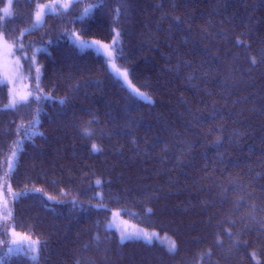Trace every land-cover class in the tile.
I'll return each instance as SVG.
<instances>
[{
    "label": "trees",
    "instance_id": "trees-1",
    "mask_svg": "<svg viewBox=\"0 0 264 264\" xmlns=\"http://www.w3.org/2000/svg\"><path fill=\"white\" fill-rule=\"evenodd\" d=\"M66 2L0 14L41 67L15 109L0 79V262L264 264V0ZM113 212L176 250L122 242Z\"/></svg>",
    "mask_w": 264,
    "mask_h": 264
},
{
    "label": "rangeland",
    "instance_id": "rangeland-1",
    "mask_svg": "<svg viewBox=\"0 0 264 264\" xmlns=\"http://www.w3.org/2000/svg\"><path fill=\"white\" fill-rule=\"evenodd\" d=\"M7 5V2H6ZM5 5V6H6ZM3 18L6 16L2 15ZM6 41V45H5ZM32 63L29 65L27 64V55L26 54H17L14 51L13 46L11 43H9L3 35H0V79L1 82L4 84H7L10 89V95H9V102L7 104V107L10 109H15L16 106L26 102L22 101L20 98L22 96H27L28 99L31 95L29 90V81H30V74L32 73V70L37 72V69L39 70L37 72L39 78L41 73V67L36 63L35 59L36 57H32ZM112 63L114 62V56ZM110 69L112 73L121 80V82L139 99L143 101H151L149 96L146 94L144 96H138L136 95L132 89L133 87L136 88L132 83L128 84L121 77L117 75L115 70L111 67ZM122 71V70H121ZM129 79V77H128ZM130 81V80H129ZM142 93V92H141ZM16 100V106L12 107L11 102L12 100ZM27 99V100H28ZM107 227L109 229L115 230L118 233V236L121 240L122 234H135L140 233L141 235L139 237H133V238H125L122 242L126 241H143L147 243H157L160 245L165 246L169 251L172 247V244L174 242L175 244V250H176V243L175 241L167 236V235H161L158 232L153 231H147L142 228H139L133 224L128 223L127 221L123 220L122 217L118 212H113L112 216L109 219V223L107 224ZM117 228V230H116ZM143 234L150 235L151 241L144 239ZM20 237L16 236L15 240H19ZM173 252V251H171Z\"/></svg>",
    "mask_w": 264,
    "mask_h": 264
},
{
    "label": "snow or ice",
    "instance_id": "snow-or-ice-1",
    "mask_svg": "<svg viewBox=\"0 0 264 264\" xmlns=\"http://www.w3.org/2000/svg\"><path fill=\"white\" fill-rule=\"evenodd\" d=\"M71 3H72V0H67V2L64 3L62 5V7L64 9H67V8H69L71 6ZM12 5H13V0H7V5L5 7H3L2 10H0V14L4 15L6 17H11L12 14H13L12 13ZM56 8H57V5H54V4H39V5H37L36 11L34 13L36 23L37 24H40V23L43 22V18H44V14H45V11L46 10L55 11ZM85 11H87V9ZM117 14H119V10H117ZM72 35L74 37L76 36L75 33H73ZM117 35H119V33H117ZM76 38L79 39L78 37H76ZM94 43L99 44L98 41H96ZM115 43H116V41L114 40L113 41V44H115ZM80 44H81V46H89L83 40L80 41ZM5 45H6V41H5ZM22 47H23V45H21V48ZM103 48H104V51H105L106 56L108 57L109 63L111 64V67L115 70V72L117 73V75L123 79V81H125L128 84H130L131 82L128 79V72H127V70L121 71L119 68L116 67V65L114 63H112V60H113V52L110 51V50H108V45H104ZM252 62L255 63L256 62L255 59H253ZM38 71L39 70L37 69V72ZM132 91L136 95H138V96H144L145 95L144 93H141L139 91V89H136L134 87H133ZM20 99L22 101H27L28 97L27 96H22ZM36 99L39 100L40 97H36ZM16 103H17L16 100L13 99L12 102H11V106L12 107H15L16 106ZM61 103H63V101H61ZM37 111H39V110H37ZM85 132H86V134H89L87 130H85ZM92 149H93V151H100L101 150L95 144L92 145ZM96 183L99 184L100 181L97 180ZM149 211H151V209H149ZM13 235H15V233H13ZM140 235H141L140 233H135V234H122L121 235V240L123 241L125 238H129L130 239V238H133L134 236L135 237H139ZM143 236H144V239L148 240L149 242L151 241V238L152 237L150 235L143 234ZM29 250L33 251L36 254V256H38L39 250H40V241L37 240L35 242V247L30 243L29 244ZM12 251H13L12 248H8V252H12ZM170 251H175V244H174V242L172 244V247H171ZM33 258H35V256ZM0 264H2V262H0Z\"/></svg>",
    "mask_w": 264,
    "mask_h": 264
}]
</instances>
